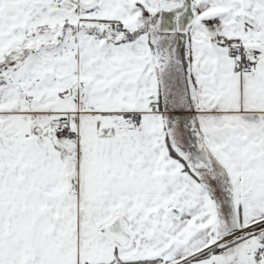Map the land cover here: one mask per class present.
Masks as SVG:
<instances>
[{
  "label": "snow or ice",
  "instance_id": "snow-or-ice-1",
  "mask_svg": "<svg viewBox=\"0 0 264 264\" xmlns=\"http://www.w3.org/2000/svg\"><path fill=\"white\" fill-rule=\"evenodd\" d=\"M0 264H264V0H0Z\"/></svg>",
  "mask_w": 264,
  "mask_h": 264
}]
</instances>
